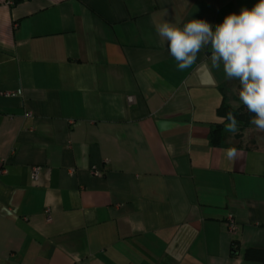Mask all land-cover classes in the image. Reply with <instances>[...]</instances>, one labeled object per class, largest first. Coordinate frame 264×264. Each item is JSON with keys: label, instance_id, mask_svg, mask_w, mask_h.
<instances>
[{"label": "crops", "instance_id": "crops-1", "mask_svg": "<svg viewBox=\"0 0 264 264\" xmlns=\"http://www.w3.org/2000/svg\"><path fill=\"white\" fill-rule=\"evenodd\" d=\"M257 2L0 0V264H258L264 132L211 144L239 82L210 46L179 71L154 25Z\"/></svg>", "mask_w": 264, "mask_h": 264}, {"label": "clouds", "instance_id": "clouds-1", "mask_svg": "<svg viewBox=\"0 0 264 264\" xmlns=\"http://www.w3.org/2000/svg\"><path fill=\"white\" fill-rule=\"evenodd\" d=\"M167 14L166 9L161 12L160 20L154 22L155 31L162 43L167 42L178 70L190 68L201 50L210 46L212 67L219 69L222 65L225 78L239 82V100L253 114L250 123L264 132V0H258L250 9L242 8L239 14L227 15L214 28L202 19H191L181 26L179 19L165 20ZM221 119L227 121L224 131H238L233 112ZM225 156L235 161L238 149H225Z\"/></svg>", "mask_w": 264, "mask_h": 264}, {"label": "trees", "instance_id": "trees-1", "mask_svg": "<svg viewBox=\"0 0 264 264\" xmlns=\"http://www.w3.org/2000/svg\"><path fill=\"white\" fill-rule=\"evenodd\" d=\"M233 112L238 121L239 131L235 134L236 138L241 137V133L243 130L248 128L251 123L250 119L252 117V113H249L247 109L242 105V103L238 107H231L226 104L225 96H222V100L220 105L217 108V114L219 116L226 117L227 112ZM227 123L226 119L223 120L222 123L216 124L209 133V140L211 144L221 145L224 140V126ZM243 258L249 262H255L258 264H264V244L261 247H248L243 251Z\"/></svg>", "mask_w": 264, "mask_h": 264}, {"label": "built area", "instance_id": "built-area-1", "mask_svg": "<svg viewBox=\"0 0 264 264\" xmlns=\"http://www.w3.org/2000/svg\"><path fill=\"white\" fill-rule=\"evenodd\" d=\"M14 0H8V3H13ZM27 115H29V113H27ZM37 170L38 168L37 167H32V177L35 179L36 176H37ZM94 174H97L98 172L97 171H94L93 172ZM44 217H45V220L47 222H50L51 221V212H50V209L49 208H45L44 209ZM230 228L232 230L235 229V226L233 224L230 225Z\"/></svg>", "mask_w": 264, "mask_h": 264}, {"label": "rangeland", "instance_id": "rangeland-1", "mask_svg": "<svg viewBox=\"0 0 264 264\" xmlns=\"http://www.w3.org/2000/svg\"><path fill=\"white\" fill-rule=\"evenodd\" d=\"M221 119H219V121H220ZM242 134V133H241Z\"/></svg>", "mask_w": 264, "mask_h": 264}]
</instances>
